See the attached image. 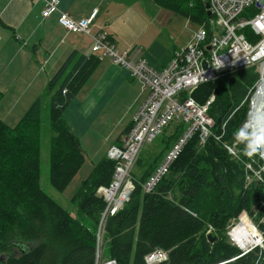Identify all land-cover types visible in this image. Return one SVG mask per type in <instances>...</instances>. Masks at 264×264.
<instances>
[{"label": "trees", "instance_id": "16d2710c", "mask_svg": "<svg viewBox=\"0 0 264 264\" xmlns=\"http://www.w3.org/2000/svg\"><path fill=\"white\" fill-rule=\"evenodd\" d=\"M153 1L161 2L159 7L176 15L189 13L168 0ZM201 2L204 12L196 9L197 14L189 16L196 24L204 22L200 13L208 18L205 1ZM176 3L183 4L184 0ZM100 62L94 54L74 50L46 88L51 95L50 127L55 133L50 150V183L60 192L69 186L86 159L65 111ZM259 79L260 74L248 68L194 89L192 98L200 105L215 94L208 110L214 120L212 135L201 143L200 134H195L155 189L144 192V182L187 125L173 121L152 141L165 140L153 169L141 181L133 174L135 187L129 200L104 221L108 260H116L117 264H147L149 254L162 250L167 252V259L155 264L259 262L260 255L253 249H239L227 234L232 221L246 212L254 214V204L261 200L260 191L264 193L260 183L249 182L251 159L243 154L246 141L237 137L248 115L250 89ZM42 109L43 101L38 98L16 125L0 120V264H98L97 238L108 203L99 188L111 186L117 161L110 157L102 159L82 182L72 198L78 207L73 216L41 186ZM140 160L141 155L136 163ZM253 165L258 168L260 162ZM210 227L214 234L221 235L214 243L205 236ZM258 230L251 232L260 242Z\"/></svg>", "mask_w": 264, "mask_h": 264}, {"label": "crops", "instance_id": "0c3cea01", "mask_svg": "<svg viewBox=\"0 0 264 264\" xmlns=\"http://www.w3.org/2000/svg\"><path fill=\"white\" fill-rule=\"evenodd\" d=\"M44 6V0H0V120L11 126L19 122L38 98L43 101V107L45 99L50 103L51 95L46 88L51 77L72 51L92 54L93 35L99 31L110 35L119 52L128 50L136 58L143 57L157 70L166 66L174 52L189 41L175 44L184 23L152 0H61L60 8L76 20L90 17L98 9L90 35L62 27L58 22L59 12L44 16ZM97 70L100 71L94 72L96 80L84 92L90 77L66 108L65 118L80 139L85 155L88 145L101 142L96 148L100 150L103 133L102 129H95L97 108L104 110L106 102L117 95L121 103L127 104L128 113L118 131L121 132L108 148L110 155L134 123L149 90L110 57H101ZM108 151L103 159L108 158Z\"/></svg>", "mask_w": 264, "mask_h": 264}, {"label": "built area", "instance_id": "2783aa9c", "mask_svg": "<svg viewBox=\"0 0 264 264\" xmlns=\"http://www.w3.org/2000/svg\"><path fill=\"white\" fill-rule=\"evenodd\" d=\"M205 1L210 3L211 31L204 26L200 27L191 36L188 44L176 51L161 70L153 68L143 57L136 58L129 51L120 53L106 33L93 36L94 52L112 57L117 64L125 67L133 77L142 82L143 88L149 90L145 102L135 116L132 128L122 139V146H114L110 151V157L117 161V165L111 186L99 188L100 195L108 202L102 214V224L109 214L116 213L129 200L135 185L128 181L146 142H152L173 121H184L187 125L143 184L144 192H151L195 134H200L201 143H205L212 134L214 120L209 116L208 109L215 95L206 104L200 105L189 94H185L186 92L202 83L232 75L245 68L257 66V70L264 69V0ZM44 2V16L59 12L58 22L62 27L69 31L90 34L94 14L76 20L63 12L60 8L61 0ZM208 46H211L210 50L207 49ZM259 87V84L253 86L250 92L256 93ZM251 110L253 104L249 116ZM231 237L233 238L232 232ZM100 244L101 238L98 240V255ZM166 259L167 252L162 250L146 257L148 264ZM105 264L117 262L107 260Z\"/></svg>", "mask_w": 264, "mask_h": 264}, {"label": "rangeland", "instance_id": "374dc122", "mask_svg": "<svg viewBox=\"0 0 264 264\" xmlns=\"http://www.w3.org/2000/svg\"><path fill=\"white\" fill-rule=\"evenodd\" d=\"M172 4H177L180 5V8L183 10H186L187 13L186 15L182 16H175L174 18L180 19L184 25L182 26V32L179 34V38L175 44L178 45H183L187 43L189 40L191 34L197 29V25L193 23L190 19L189 16L191 15H196V9L203 11V5L201 0H184L183 4L176 3L177 1L181 2L182 0H168ZM152 3L155 4L157 7L160 5L158 1H153ZM163 5V4H162ZM161 9L162 6L160 7ZM167 12V11H166ZM176 14H173V16ZM181 15V14H180ZM201 18H203V21H206L205 19V14L203 17V14L200 13ZM188 17V18H187ZM184 18H186L188 21H186ZM100 70L94 71L99 72ZM93 72V73H94ZM95 73L92 74L91 82L89 83V86L85 87L84 92L87 91L91 85L94 83L95 79ZM261 88L259 89V93L256 96V102L258 103L259 101L263 100L262 103L264 102L263 96L264 93L260 94ZM194 89L186 92V94H190L191 97ZM255 91L250 94L251 99L255 95ZM260 94V95H259ZM213 95V94H212ZM211 95V96H212ZM210 96V97H211ZM215 100V99H214ZM45 105L43 107V128H42V136H41V142H42V148H41V186L42 189L49 195L51 196L54 200H56L58 203H60L67 211H69L73 216H76L78 213V208L76 204L72 201L73 196L79 191L82 185V181L86 178H88L95 166L103 159V157L107 154L108 148L111 146V143L117 138L118 132L122 124L125 122L124 118L126 114L128 113V106L127 104H123L118 100L117 95H113L105 104V109L99 110V107L97 108V114L98 117L96 118V128L95 129H102V141H103V148H100V150L96 149L97 147L101 146V142L99 144H92L86 146V155L85 158L87 159L86 163L83 165L82 169L78 173V175L75 177V179L72 181L70 186L65 190V191H58L56 190L50 183V150H51V145H52V139L55 135L53 132L52 128L50 127V120H49V107L50 103H48V100L45 99ZM48 104V105H47ZM252 100L249 104L248 107V115L246 119L243 121L242 126H244V122H248L249 120V111L250 108H252ZM264 111V110H263ZM243 130H245L242 127ZM170 132V130H168ZM167 131V132H168ZM249 132H253L252 129L248 128ZM168 132V134H169ZM163 139L158 142H146L139 153L141 155V160L139 161V164H135L132 171V176L128 182L133 183L134 178L133 174H135V178L139 181L140 179H144L145 176L153 169L155 162L158 160L159 155L161 154V151L164 150L165 143ZM237 144H234L233 146L236 148ZM117 146H121V142H117ZM143 153V154H142ZM256 156V158H255ZM254 157L251 158V161L248 163V170H249V182L255 181V183H260V185L264 186V157H261L259 154L255 155ZM108 157H109V151H108ZM254 162H260V167H256L253 165ZM138 165V168L135 166ZM135 170V171H134ZM145 183V182H144ZM134 184V183H133ZM256 185V184H255ZM259 186V185H257ZM259 197L261 198L260 202L254 204V207L252 210H254V214L250 215L249 213H243L237 221H232L228 226H227V234L230 239V241L235 244L239 249L243 250L244 252L250 250H254L255 254L260 255V260L256 264H264V193L260 191ZM245 214L251 219H244L242 222L240 221L242 216H245ZM247 217V218H248ZM84 222L87 224H91L89 220L84 219ZM241 222V225L246 227L247 230L251 229H259L258 231L261 234V241L258 242L253 235V239L258 243L259 245H253L249 247H240L239 244L236 243V241L231 237V232L232 230L237 227ZM247 224V225H245ZM249 225V227H248ZM226 231V230H225ZM258 232V233H259ZM225 233V232H224ZM101 248H100V255H98L97 252V262L98 264H105L107 262V241L106 239L104 240L103 238V230L101 233ZM252 234V232H251ZM216 236V238H221L220 233L218 232L217 234H214L212 231V228L210 227L208 231H206L205 236L209 238ZM216 239V240H217ZM215 240V241H216ZM214 241V242H215ZM210 242V240H209ZM211 242V243H214Z\"/></svg>", "mask_w": 264, "mask_h": 264}, {"label": "clouds", "instance_id": "9594fccd", "mask_svg": "<svg viewBox=\"0 0 264 264\" xmlns=\"http://www.w3.org/2000/svg\"><path fill=\"white\" fill-rule=\"evenodd\" d=\"M205 1V0H204ZM206 1H205V5H206ZM209 3V2H208ZM210 4V3H209ZM206 8V7H205ZM207 11V10H206ZM97 13H98V9L97 8H95L94 10H93V12H92V14H94V18H92L93 20L95 19V16L97 15ZM91 14V15H92ZM208 15V14H207ZM212 19V14L211 15H208V18H207V20L206 21H204V22H202V23H199V24H196L197 25V29L191 34V36H193V34L200 28V27H202V26H204L205 28H207L209 31H211V27H209L210 26V20ZM189 22V21H188ZM92 23H93V21H92ZM91 26H92V24H91ZM91 31V30H90ZM102 32H104V31H102ZM101 31H99V33H102ZM98 33V34H99ZM104 33H106L107 34V36H108V39L110 40V35L107 33V32H104ZM88 35H90V34H88ZM93 36H95V35H93ZM191 36H190V38H191ZM190 38H189V40H190ZM111 41V40H110ZM94 38H93V46H94ZM112 42V41H111ZM189 42V41H188ZM113 44V43H112ZM188 44V43H187ZM93 46H92V54H94V55H96V56H98L100 59H101V57H110V56H103L101 53H99V52H94L93 51ZM209 47H210V49H211V46H208L207 47V49H209ZM184 48V47H183ZM209 49V50H210ZM126 51H128V50H126ZM178 51V50H177ZM123 52H125V51H123ZM176 52V51H175ZM175 52H174V54H175ZM120 53H122V52H120ZM173 54V55H174ZM110 58H112V57H110ZM113 59V58H112ZM114 60V59H113ZM115 62V61H114ZM116 63V62H115ZM117 64V63H116ZM119 65V64H118ZM121 66V65H120ZM206 66H207V64H206ZM123 67V66H122ZM205 67V66H204ZM123 68H125V67H123ZM251 68H254V70L256 71V72H258L259 74H260V79H259V81L257 82V83H255V85H257V84H259L260 85V87H259V89L262 87V85L264 84V82H263V78H264V69H262V70H257V66H254V67H251ZM126 69V68H125ZM245 69H248V68H245ZM238 72V71H237ZM235 74V73H234ZM217 80V79H216ZM214 81V80H213ZM255 85H253V86H255ZM252 86V87H253ZM198 87V86H197ZM251 87V88H252ZM259 89H258V91L256 92V94L254 95V99L252 100V103H254V101H255V97H256V95L259 93ZM250 91H251V89H250ZM252 92H249V95L251 94ZM186 94V93H185ZM214 94V93H213ZM190 95V94H189ZM215 95V94H214ZM210 99V98H209ZM251 102V101H250ZM207 103V102H206ZM205 103V104H206ZM211 105V104H210ZM251 109V108H250ZM209 110V109H208ZM256 110H259L258 112H256L255 113V115H253L252 116V121L254 122V123H251L250 122V120H248V122H244V126H242L245 130H240L238 133H237V137H238V139H243V140H245L246 141V146H245V148H244V150H243V154H244V156H246V157H248L249 159H251L252 157H254L255 155H257V154H259L261 157H264V111H263V108L260 106L258 109H256ZM251 116H249V118H250ZM212 118V117H211ZM248 118V117H247ZM213 119V118H212ZM134 124V123H133ZM133 124H131V127H130V129L132 128V126H133ZM248 128H250V129H252L253 130V132H249V131H247L248 130ZM130 129L128 130V132L130 131ZM128 132H126L125 134H124V136L128 133ZM212 135V134H211ZM210 135V136H211ZM123 136V137H124ZM209 136V137H210ZM122 139L123 138H121V144H122ZM200 141H201V139H200ZM207 141V140H206ZM171 149V148H170ZM109 157H110V155H109ZM111 158V157H110ZM112 159V158H111ZM115 160V159H114ZM132 176V175H131ZM101 221H102V218H101ZM104 224V223H103ZM103 224H102V222L100 223V228H99V232H98V238H97V243H98V240L101 238V233H102V230H101V227L103 226ZM97 248H98V244H97ZM250 250V249H249ZM147 262V261H146ZM148 264V263H147Z\"/></svg>", "mask_w": 264, "mask_h": 264}, {"label": "bare ground", "instance_id": "6f19581e", "mask_svg": "<svg viewBox=\"0 0 264 264\" xmlns=\"http://www.w3.org/2000/svg\"><path fill=\"white\" fill-rule=\"evenodd\" d=\"M260 94L264 93V84L261 87L260 90ZM259 94V95H260ZM257 96V95H256ZM263 100L259 101L258 104L259 106H261L264 110V102L262 103ZM178 158V157H177ZM244 219H248L247 215H245L240 221L242 222ZM241 222H239L238 226L236 228H234V230L232 231V236L233 239L237 242V244H239L240 247H249V246H253V245H259L258 243H256V241L253 239V237L251 236V232L250 230H247L246 227L241 225Z\"/></svg>", "mask_w": 264, "mask_h": 264}, {"label": "water", "instance_id": "95a60500", "mask_svg": "<svg viewBox=\"0 0 264 264\" xmlns=\"http://www.w3.org/2000/svg\"><path fill=\"white\" fill-rule=\"evenodd\" d=\"M205 7H206V10H207V14L208 15H211V10H210V4L207 2L206 3V5H205ZM209 49H210V47H209ZM204 66L206 67V61H204ZM263 82H264V78H263ZM256 98V97H255ZM262 99H264V96H263V98ZM260 106H259V104L256 102V99H255V101H254V103H253V110H251V117L249 118V120H250V122L251 123H254L253 121H252V116L255 114V112L257 111L256 109H258ZM217 238H216V236H214V237H211V235L209 236V240H210V242H214L215 240H216ZM4 257H2V259H3Z\"/></svg>", "mask_w": 264, "mask_h": 264}]
</instances>
